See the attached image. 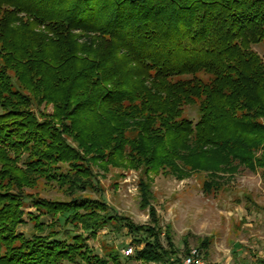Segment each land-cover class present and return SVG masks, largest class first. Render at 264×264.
<instances>
[{
    "label": "trees",
    "instance_id": "1",
    "mask_svg": "<svg viewBox=\"0 0 264 264\" xmlns=\"http://www.w3.org/2000/svg\"><path fill=\"white\" fill-rule=\"evenodd\" d=\"M254 47L264 50V0H0V264L119 263L84 237L113 221L144 245L137 260L180 263L156 221L135 226L102 200L24 190L44 178L84 191L98 179L92 164L216 178L240 165L264 177V56ZM60 164L67 173H55ZM141 191L147 206L144 182ZM29 206L30 237L19 230Z\"/></svg>",
    "mask_w": 264,
    "mask_h": 264
},
{
    "label": "rangeland",
    "instance_id": "2",
    "mask_svg": "<svg viewBox=\"0 0 264 264\" xmlns=\"http://www.w3.org/2000/svg\"><path fill=\"white\" fill-rule=\"evenodd\" d=\"M40 31L43 27L36 28V32ZM254 49L264 56L262 47ZM38 111L52 114L53 107L41 106ZM186 112L188 117L197 120L194 108H188ZM69 141L73 142L71 138ZM91 166L98 179L89 180L90 186L84 191L73 190L70 194L58 181L46 182L44 178L24 191L47 201L102 200L113 215L135 226L150 227L156 221L163 229L160 240L165 247L168 245L164 233L171 235L176 251L172 260L180 262L177 264H182L191 248L199 249L202 244H207L202 251L211 263L264 264V177L260 171L252 172L237 165L239 168L235 173L223 171L217 178L208 172L179 177L162 171L144 176V167L136 170L111 166L104 170ZM59 168L55 172L58 175L69 170L67 164H60ZM141 182L151 191L147 206L143 202ZM207 182L214 184L209 191L205 189ZM35 212V208L26 207V223L19 227L29 237L35 233L29 215ZM41 219L52 220L45 216ZM123 225L125 223L121 221H113L97 230L94 237L84 235L86 244L101 259L108 254L121 256L119 263L110 261L109 264H155L137 260L135 251L144 245L137 248L134 236ZM129 247L134 248V255L126 257L125 251Z\"/></svg>",
    "mask_w": 264,
    "mask_h": 264
},
{
    "label": "built area",
    "instance_id": "3",
    "mask_svg": "<svg viewBox=\"0 0 264 264\" xmlns=\"http://www.w3.org/2000/svg\"><path fill=\"white\" fill-rule=\"evenodd\" d=\"M134 255V248L129 247L125 251V256L130 257ZM182 264H216L209 262L201 249L191 248L187 255H185Z\"/></svg>",
    "mask_w": 264,
    "mask_h": 264
},
{
    "label": "crops",
    "instance_id": "4",
    "mask_svg": "<svg viewBox=\"0 0 264 264\" xmlns=\"http://www.w3.org/2000/svg\"><path fill=\"white\" fill-rule=\"evenodd\" d=\"M215 263V262H214Z\"/></svg>",
    "mask_w": 264,
    "mask_h": 264
}]
</instances>
